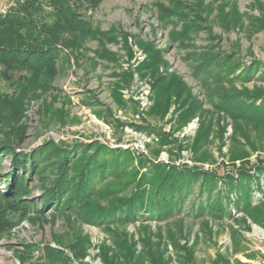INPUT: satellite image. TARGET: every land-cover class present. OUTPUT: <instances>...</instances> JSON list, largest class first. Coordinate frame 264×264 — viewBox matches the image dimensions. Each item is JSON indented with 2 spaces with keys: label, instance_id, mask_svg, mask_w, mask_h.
Segmentation results:
<instances>
[{
  "label": "rangeland",
  "instance_id": "obj_1",
  "mask_svg": "<svg viewBox=\"0 0 264 264\" xmlns=\"http://www.w3.org/2000/svg\"><path fill=\"white\" fill-rule=\"evenodd\" d=\"M5 16L23 24L14 30L18 42L8 48L50 50L51 56L42 68L16 71L10 82L0 75V142L10 140L17 153L34 160L51 145L58 150L63 143L79 142L82 149L71 152L69 159L76 163L65 180L76 181L87 164L118 166L109 164L113 171L94 187L79 182V195L58 210L42 204L49 183L39 178H47L51 166L28 177L30 199L2 201L0 264H103V253L108 264H135L139 254L149 264L148 256L155 259L158 252L161 264H264V229L232 203L231 215L221 220L208 213L195 217L190 212L195 199L189 195L173 217L162 219L149 218L160 213L145 209L136 219L118 207L144 175V166L153 163L197 167L219 177L241 164L251 168L264 161V125L241 123L235 131L226 110L230 101L240 104L235 97L247 91L264 95V0H0L2 25ZM70 26L84 35L75 50L66 36ZM102 32L126 34L132 59L122 57L113 66L98 57ZM0 37L8 40L5 33ZM122 43L119 37L117 45L106 47L123 56ZM145 47L162 58L157 74L168 71L181 78L193 99L190 105L198 108L191 120L174 111V104L163 115L154 107L150 112L157 94L136 69ZM128 70L131 83L117 87L124 104L115 107L113 75ZM242 101L264 105V97ZM11 169V159L3 158L2 191ZM216 186L230 195L224 183ZM254 196L253 204L262 195ZM79 241L87 247L82 256L75 248Z\"/></svg>",
  "mask_w": 264,
  "mask_h": 264
},
{
  "label": "trees",
  "instance_id": "obj_2",
  "mask_svg": "<svg viewBox=\"0 0 264 264\" xmlns=\"http://www.w3.org/2000/svg\"><path fill=\"white\" fill-rule=\"evenodd\" d=\"M4 18H6V24L2 25L3 22H0V32L5 33L8 40L0 37V65L3 66V70H0V75H2V79L10 82L12 79L11 75L16 71L34 67L42 68L45 65L44 60L47 59L48 56H51V52L50 50L24 51L11 50V48H8L9 45H14L18 42V40H16L17 38H14V30L20 28V25L23 24L21 21H18L11 16H5ZM76 29L77 26H70V30L67 31L66 34L68 39L72 41L71 46L74 50L80 48V45L82 44L80 40L84 38L83 32ZM98 36L104 40V42L100 44V47H102V53H98V57L107 62H111L113 66H115V64L119 65V61L122 57L127 61L132 59V45L127 42L126 34L102 32L99 33ZM119 37L121 38V41H123L121 46L123 56H121L119 52L109 51L106 47L107 44L111 43L117 45ZM136 42L141 43L140 39H137ZM143 51L145 52V57L143 61L136 65V69L138 71V78L150 82L151 87H154L152 91H155L157 94L156 102L152 106V111L150 110V112H153L154 107V112L163 115L169 110V107L174 104V111L178 109V112L184 113L182 114V117L187 116L188 120L194 118L195 113L198 112V108L195 110L193 104L190 105V103L193 102V99L188 93L181 78L174 73L168 74V71H166L165 74H157V66L162 63L161 56L157 53L153 54L147 47L143 48ZM128 72L129 73H121L119 71V73L115 72V75H113L115 77V82L113 83L111 91L113 92V96H115L113 97V100L115 101H112L115 103V107L118 106V103H120V105L124 104V100L117 87L120 84H122L119 86L120 88L123 86L125 87L131 83L130 81L131 77H133V73L131 70H128ZM256 91L257 90L255 89L254 92ZM233 93L236 94L237 92ZM250 93L252 92L247 91V93L235 97V101L240 104L232 101L227 103L229 106L226 107V110L228 111L227 113L229 117H231L234 122L235 131L236 129H241V123H244L245 126L248 124L264 125V105L258 107L259 105L253 106L252 104H243L242 101L243 97L250 100L254 98L259 100L263 98L264 95L261 96L256 93ZM235 94H230L228 97L234 96ZM130 102L134 107L137 106V103L133 100H130ZM134 128L136 130H142L141 127ZM13 145L14 144L10 140L0 142V164L2 163L3 158L8 157L11 159L12 168L10 173L5 176L7 184H1L5 191L0 190V211L3 208L2 201L12 203L20 201L23 197L29 198L27 178L29 177L32 179V177L39 174V171L47 170L49 166H51V173L48 174V179L39 178L42 182L46 181V184L49 183V186L43 188L42 196V204L44 208L47 207L49 210H58L66 207L69 205L71 199L75 198L76 195H79L78 191H81L80 187L82 185L88 184L89 187H94L97 183H101L107 170L113 171L109 164H116L118 166V162L108 163L107 167L101 169L96 164H85L86 166L84 168L77 173L74 172L77 176L76 181L65 180V178L68 177V173L71 172L72 165L76 163L69 159L71 152H80V149H82L79 142L73 144L63 143L58 150L51 145L49 148H46V150L48 149V152L46 151L38 154L37 160L24 157L22 154L17 153ZM49 155H51V160L45 161V158ZM191 155H194L193 151ZM247 166L248 165L241 164L235 173L218 177L215 172H203L197 167L189 168L187 165L176 167L162 162L153 163L149 166H144L147 167L144 175L137 178V182L130 190L127 199L118 202V207L123 206L124 208H121L120 211L125 215H132V217L136 219L137 215H142L140 214L142 209H145L147 213H160H154L153 216H150L149 218L162 219V217H173V215H175L174 211H178L176 209L179 208L183 198L189 195L195 199L191 204L192 206L190 209V212L195 214V217H203V215L207 213L217 220L229 217L232 208L230 204L232 203V205H234L233 207H236V209L239 208L242 214L251 220L252 223L264 229V161L257 162V164L251 168H248ZM42 174L43 173L39 175ZM95 176L100 178L92 181L95 179ZM218 181L224 183V186L229 188L230 195L235 192L236 198H232V202L230 201V195L223 196L220 194L221 192L218 191L219 189L216 186ZM79 182H81V184L78 185L80 187L77 188L78 191H76L75 187H77ZM193 184L198 185L196 189L193 188ZM212 192H214L213 196H211ZM255 193H259L262 196L253 204L252 200L255 197ZM202 195H206L207 198L202 199ZM206 199L208 200L207 203ZM27 201L29 202L32 200ZM223 201L226 202L223 204ZM225 205H229L228 208H226ZM79 243L75 244V248L78 250V255L82 256L85 254L89 241L86 240L85 242L87 247L86 244L85 246H82V244ZM103 243L105 244V241L100 243L101 246H103ZM47 250L51 253L50 247H48ZM102 250L104 251V249ZM101 256L103 264H108V254L103 253ZM136 256H139L140 258L135 264L145 263L144 259L146 258L144 257L146 256H143V254ZM148 257L151 261L149 264H161V253L158 252L155 259L153 258V255ZM158 259H160L159 263H157Z\"/></svg>",
  "mask_w": 264,
  "mask_h": 264
}]
</instances>
